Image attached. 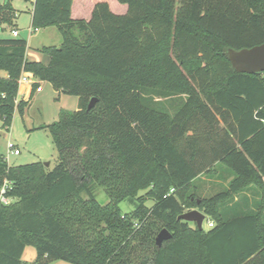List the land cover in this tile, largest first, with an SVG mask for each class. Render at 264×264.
<instances>
[{
    "label": "trees",
    "instance_id": "1",
    "mask_svg": "<svg viewBox=\"0 0 264 264\" xmlns=\"http://www.w3.org/2000/svg\"><path fill=\"white\" fill-rule=\"evenodd\" d=\"M96 2L90 19L73 18V0H34L35 29L55 26L62 43L28 56V41L0 36V119L10 127L26 73L79 97L44 126L58 160L10 164L0 157V264H264V72L236 71L229 48L264 42V0ZM12 0H0V33L16 29ZM4 72V74H3ZM92 98L96 104L88 109ZM223 169L226 187L199 193L202 173ZM103 188L109 202L101 203ZM254 188V209L231 213ZM137 200L125 212L120 203ZM155 200L149 206L147 200ZM198 208L208 230L179 215ZM171 236L161 245V230Z\"/></svg>",
    "mask_w": 264,
    "mask_h": 264
},
{
    "label": "rangeland",
    "instance_id": "2",
    "mask_svg": "<svg viewBox=\"0 0 264 264\" xmlns=\"http://www.w3.org/2000/svg\"><path fill=\"white\" fill-rule=\"evenodd\" d=\"M34 0H12L16 9L15 24L19 29L20 37L28 41V48L32 52L43 45H56L62 43V35L55 26L35 29L32 25V8ZM77 2V1H76ZM116 10V6H113ZM114 12V11H113ZM126 13V12H125ZM0 36H13L12 31L1 32ZM4 74V72H3ZM44 90L35 93L31 98V88L28 90L25 100H30L26 112L22 115L16 111L10 127L3 126L0 119V157L8 158L10 164H26L36 161L49 162V168L53 169L58 160V150L53 136L44 126L60 119L64 111L78 109L79 97L74 94L57 90L50 82H42ZM25 86V85H24ZM9 141L21 149V154L8 157ZM97 199L106 204L109 197L103 188L97 193ZM155 200L149 198L147 205H153ZM137 200L127 198L120 203L123 211H132L137 207ZM191 224H193L191 222ZM203 228L209 229L208 217L203 222ZM37 251L34 246H27L23 254L24 264H34ZM49 264H74L65 260H56Z\"/></svg>",
    "mask_w": 264,
    "mask_h": 264
},
{
    "label": "crops",
    "instance_id": "3",
    "mask_svg": "<svg viewBox=\"0 0 264 264\" xmlns=\"http://www.w3.org/2000/svg\"><path fill=\"white\" fill-rule=\"evenodd\" d=\"M77 1V2H76ZM99 0H73L72 4V12L71 15L73 18H84V19H90L92 10L96 4V2ZM109 2V5L115 13L123 14L127 12L128 6L127 4H123L118 2L117 0H107ZM113 6H116L113 8ZM20 35V34H19ZM28 56L31 59H37V60H43L45 57L39 52H32L28 48ZM26 81H24L20 85V92H19V99H24L28 90L31 88L32 92V84L37 81V79L29 73H26L25 75ZM42 82L40 81V89L37 90L35 93H40L44 90V87L42 85ZM25 85V86H24ZM33 94V96L35 95ZM31 96V95H30ZM32 96V97H33ZM31 97V98H32ZM223 169L218 168L215 172H209V173H202L197 178L196 185L198 187L199 193L204 197H211L221 191L224 187L227 186L228 181L232 176L230 177L226 172L224 174L221 173ZM259 200V195L255 191L254 188L250 189L245 193V197L241 198V196H235L234 200L226 206V210H230L231 213L241 212L243 210H247L248 206L246 204H249L250 208L254 209V205L256 201Z\"/></svg>",
    "mask_w": 264,
    "mask_h": 264
},
{
    "label": "water",
    "instance_id": "4",
    "mask_svg": "<svg viewBox=\"0 0 264 264\" xmlns=\"http://www.w3.org/2000/svg\"><path fill=\"white\" fill-rule=\"evenodd\" d=\"M227 56L231 62L232 67L238 72L245 73H263L264 72V42L252 47H245L242 49L229 48ZM97 99L92 98L88 104V109H91L96 104ZM49 166V162L45 163ZM189 222H194L200 229H203V222L206 215L198 208L188 210L178 217ZM171 236L167 229L161 230L157 236V243L159 245Z\"/></svg>",
    "mask_w": 264,
    "mask_h": 264
},
{
    "label": "built area",
    "instance_id": "5",
    "mask_svg": "<svg viewBox=\"0 0 264 264\" xmlns=\"http://www.w3.org/2000/svg\"><path fill=\"white\" fill-rule=\"evenodd\" d=\"M37 30V29H36ZM13 36H19L20 32L19 29H13L12 30ZM24 81H26L25 76L23 75L20 79V84H22ZM40 87L38 88V90ZM21 154V149L16 146L13 142L9 141L8 143V157L10 155H19ZM8 161V158H6ZM9 163V162H8ZM12 188V182L8 179H5L3 184L0 186V206L2 204H11L13 202V198L8 195L9 190ZM209 227L214 225V222L212 220H208Z\"/></svg>",
    "mask_w": 264,
    "mask_h": 264
}]
</instances>
